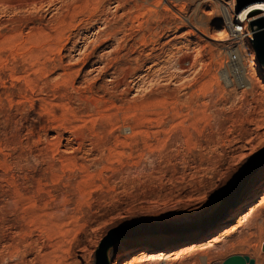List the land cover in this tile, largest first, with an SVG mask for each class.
I'll return each instance as SVG.
<instances>
[{
	"label": "rangeland",
	"instance_id": "1",
	"mask_svg": "<svg viewBox=\"0 0 264 264\" xmlns=\"http://www.w3.org/2000/svg\"><path fill=\"white\" fill-rule=\"evenodd\" d=\"M236 2L0 0V264H95L115 229L110 264H264V167L224 199L264 147Z\"/></svg>",
	"mask_w": 264,
	"mask_h": 264
},
{
	"label": "water",
	"instance_id": "2",
	"mask_svg": "<svg viewBox=\"0 0 264 264\" xmlns=\"http://www.w3.org/2000/svg\"><path fill=\"white\" fill-rule=\"evenodd\" d=\"M250 0H237L238 5L241 7L247 6ZM253 46L257 54L259 62L264 66V31L256 32L253 29ZM264 167V147L261 148L249 161L245 170L238 176L235 186L230 189L225 196V201L232 199L227 208L231 204L235 203V198L241 190L244 188L246 183L252 178L257 172ZM230 201V200H229ZM125 235L122 234L121 229H115L109 232V234L102 240L99 248L96 251V263L95 264H110L109 251L113 246ZM254 258H250L248 255L236 254L226 258L223 264H255Z\"/></svg>",
	"mask_w": 264,
	"mask_h": 264
},
{
	"label": "bare ground",
	"instance_id": "3",
	"mask_svg": "<svg viewBox=\"0 0 264 264\" xmlns=\"http://www.w3.org/2000/svg\"><path fill=\"white\" fill-rule=\"evenodd\" d=\"M229 1V0H228ZM251 2L247 5V6H245V7H241L242 9L240 10V11H238V7H234V6H232L231 7V11L233 12V16H234V19L236 20V22H234V21H232V23L234 24V23H237L238 21H245L246 20V26L245 27H242V30L241 31H239L238 29H233V32H239V33H241V35L242 34H244V33H246V34H248V35H250L251 34V31L249 30V28H250V24H249V22L247 21L248 19H245L246 17L248 18L249 17V13L250 12H248L247 11V9H249V8H252V10L255 8V7H253V5H256V4H264V0H250ZM224 2V1H223ZM227 3V2H226ZM237 3V2H236ZM224 6V5H223ZM237 6H240V5H238V3H237ZM258 9H260V13L259 14H256V15H254L255 17H253L250 21H253L254 23H255V25L257 26V28H256V30L258 31V30H261V32H263L264 31V8H258ZM230 11V12H231ZM242 13H244L245 15H244V17H243V19H241L240 17H241V14ZM261 14V15H260ZM234 25H237V24H234ZM241 27V26H240ZM117 30V29H116ZM114 31V30H113ZM243 31H244V33H243ZM104 34H105V32H104ZM116 34H117V31H114V32H112L111 30L110 31H108L105 35L106 36H111V35H115L116 36ZM120 34V33H119ZM101 34H99V36H100ZM102 36V35H101ZM222 37V38H230L229 37V34L228 33H221V35H219V37ZM221 38V39H222ZM101 41V40H100ZM243 45V44H242ZM241 47V46H240ZM244 47V46H243ZM251 49V48H250ZM131 50V49H130ZM239 50H241L240 48H239ZM231 53V52H230ZM248 55V54H247ZM250 55V54H249ZM251 55H252V59H251V63H252V65L254 64V65H256L257 64V60H256V57H255V53H253L252 52V50H251ZM250 55V56H251ZM232 57H233V55H231ZM235 56V55H234ZM246 56V55H245ZM236 57V56H235ZM231 59V57L229 58V61L231 62L232 60H230ZM236 60H237V57H236ZM236 60H234L233 59V63H234V61H236ZM116 61H117V59H116ZM240 64V63H239ZM253 65V66H254ZM252 66V67H253ZM254 68H256V67H254ZM131 70V69H130ZM132 70H134V69H132ZM66 72V71H65ZM70 72V71H69ZM125 74V73H124ZM134 75V74H133ZM128 77V76H127ZM239 83L242 85V84H245L244 86H246V81H243L242 80V76H240V80H239ZM247 84H248V82H247ZM173 100V99H172ZM167 117V116H166ZM181 123V122H180ZM179 124V123H178ZM178 124L175 126V128L177 129V126H178ZM173 125V124H172ZM182 125V124H181ZM174 126V125H173ZM183 128V127H182ZM185 128V127H184ZM186 129V128H185ZM185 129H183L182 130V133H183V131L185 130ZM179 131H181V130H179ZM178 131V132H179ZM175 132V131H174ZM186 132V131H185ZM180 133V132H179ZM178 133V134H179ZM173 134V133H172ZM175 134V133H174ZM176 135V134H175ZM181 135V134H180ZM183 135H185V134H183ZM170 136H172V135H170ZM183 137V136H182ZM176 138H178V137H176ZM180 138V137H179ZM175 139V138H174ZM262 179H264V173H262L261 175H260V177H259V180H262ZM21 245H22V243H21ZM9 246V245H8ZM18 247V246H17ZM17 247H16V249H17ZM19 248V247H18ZM21 248H19L18 249V254L19 253H21V250H20ZM9 250H11L10 248H9ZM7 252V254H5L4 255V264H10V257L12 256V254H14L12 251L10 252H8V251H6ZM19 255H21L20 256V258L22 257V253L21 254H19ZM121 257H120V259L119 260H123L124 258H125V256L124 255H120ZM21 262H22V260H21ZM17 263H19V261H17ZM16 263V264H17ZM117 263V262H116ZM115 263V264H116ZM256 264V263H255Z\"/></svg>",
	"mask_w": 264,
	"mask_h": 264
},
{
	"label": "snow or ice",
	"instance_id": "4",
	"mask_svg": "<svg viewBox=\"0 0 264 264\" xmlns=\"http://www.w3.org/2000/svg\"><path fill=\"white\" fill-rule=\"evenodd\" d=\"M253 7H255V8H264V4H256V5H253ZM247 11L248 12H251L252 11V8L247 9ZM244 15L245 14L242 13L240 18L243 19Z\"/></svg>",
	"mask_w": 264,
	"mask_h": 264
},
{
	"label": "built area",
	"instance_id": "5",
	"mask_svg": "<svg viewBox=\"0 0 264 264\" xmlns=\"http://www.w3.org/2000/svg\"><path fill=\"white\" fill-rule=\"evenodd\" d=\"M236 26V28L239 30V31H241L242 30V27H240L239 25H235ZM239 33V32H238Z\"/></svg>",
	"mask_w": 264,
	"mask_h": 264
}]
</instances>
